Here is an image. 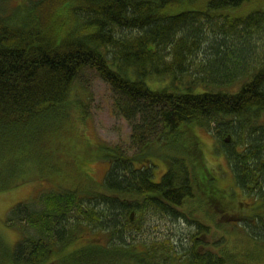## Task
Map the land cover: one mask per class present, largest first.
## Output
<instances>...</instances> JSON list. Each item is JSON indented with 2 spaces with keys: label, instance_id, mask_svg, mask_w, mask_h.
<instances>
[{
  "label": "trees",
  "instance_id": "16d2710c",
  "mask_svg": "<svg viewBox=\"0 0 264 264\" xmlns=\"http://www.w3.org/2000/svg\"><path fill=\"white\" fill-rule=\"evenodd\" d=\"M12 1L0 0V192L23 182L25 161L17 155L45 151L56 140L74 113L70 96L85 71L120 99L140 151L160 139L177 155L155 183L154 162L137 168L120 147L101 146L110 168L99 190L51 191L37 198L38 209L17 204L9 221L31 226L35 235L13 247L0 237V264L233 263L226 251L217 256L196 245L183 252L156 248L142 238V225L147 213L180 219L195 184L217 218L226 217L227 191L215 188L207 165L198 164V173L190 155L168 147L197 127H214L237 189L261 203L252 210L264 208V9L242 11L256 0H23L2 16ZM58 13L62 19L53 20ZM238 83L235 94L211 92ZM262 211L240 218L247 237L263 244ZM83 228L90 230L85 237L102 239L71 249Z\"/></svg>",
  "mask_w": 264,
  "mask_h": 264
},
{
  "label": "rangeland",
  "instance_id": "374dc122",
  "mask_svg": "<svg viewBox=\"0 0 264 264\" xmlns=\"http://www.w3.org/2000/svg\"><path fill=\"white\" fill-rule=\"evenodd\" d=\"M23 2V0L9 2L2 16L10 15ZM253 9H264V0H256L252 5L244 6L242 11L249 12ZM61 19L62 14L58 13L53 20ZM70 24L71 18L66 20L67 29ZM166 79L169 82V78ZM81 83L69 100L74 113L59 130L56 140L46 147L45 151L43 148H31L25 156L17 155L18 159L25 161L23 182L0 192V237L11 247L16 246L22 237L35 235L31 226L20 223L14 225L9 221L11 212L17 204L29 202L35 204L34 207L38 209V206L42 205L38 204L37 198L51 191L71 189L95 193L99 190L98 187L110 168V160L101 151V146L120 147L128 158L134 160L137 168L142 167L147 159L154 162L152 172L155 175L153 180L155 183H158L166 173L169 158L177 155L175 151L173 153L167 150L162 142L164 140L160 139L158 143L155 141L140 151L139 139H135L139 144L131 141L134 124L121 114L117 105L120 99L112 89L91 70L82 74ZM147 83L149 85L150 80ZM151 84L163 87L169 83L157 84L153 79ZM203 85L207 87L204 92H209L210 84ZM224 86L216 85L217 88H213L211 92L235 94L239 90V83ZM260 124L264 125V117ZM227 141L230 143L233 140L229 137ZM173 146L179 148L182 157L190 155L189 158L195 161L196 170L200 169L198 164L201 162L207 165L215 180V188L221 192L227 191L223 193L222 198V206L227 215L217 218L218 209L207 202L208 194L205 197L195 184L196 196L187 199L179 210V214H183L184 217L180 215V219L171 220L167 217H152L147 213L142 225V238L164 251L171 245L174 246L172 251L177 252L189 251L196 245L199 251L217 256H221V251H226L234 258L231 264H264V243L247 237L244 232L245 223L240 218L251 216L264 208L252 210L256 206H261V203H256L254 197H245L242 190L237 189L233 173L223 154L222 141L216 137L214 127L194 128L192 136L181 138L178 144L168 145L171 148ZM45 154H50L46 160ZM46 164L53 169L52 175ZM209 190L211 189L208 188L207 191ZM37 212L44 210L39 209ZM239 221L241 224H238ZM198 223L206 225L209 231L199 233ZM89 233V229L83 228L81 235ZM102 237L101 234L84 236L81 238L82 241L74 243L71 249L80 248L90 241L99 242ZM142 250L143 248H140V251Z\"/></svg>",
  "mask_w": 264,
  "mask_h": 264
}]
</instances>
